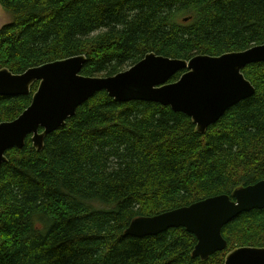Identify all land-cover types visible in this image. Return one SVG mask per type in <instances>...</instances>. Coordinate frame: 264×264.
<instances>
[{
  "label": "trees",
  "instance_id": "1",
  "mask_svg": "<svg viewBox=\"0 0 264 264\" xmlns=\"http://www.w3.org/2000/svg\"><path fill=\"white\" fill-rule=\"evenodd\" d=\"M0 70L84 56L82 76L111 77L148 54L189 61L264 44V0H0ZM185 71L175 74L177 82ZM255 94L204 134L184 113L154 102H117L106 91L65 126L6 152L0 170V264H225L264 248V209L223 228L227 248L193 257L195 235L172 228L127 236L142 217L188 207L264 180V63L243 70ZM0 97V123L29 108ZM40 132H43L41 130Z\"/></svg>",
  "mask_w": 264,
  "mask_h": 264
},
{
  "label": "water",
  "instance_id": "2",
  "mask_svg": "<svg viewBox=\"0 0 264 264\" xmlns=\"http://www.w3.org/2000/svg\"><path fill=\"white\" fill-rule=\"evenodd\" d=\"M85 62L84 56H77L22 74L0 70V97L29 95L32 85L39 83L29 108L16 120L0 123V170L7 151L22 149L29 136L34 147L42 151L47 135L63 128L79 107L103 91L117 102L146 101L170 107L192 118L198 132L204 134L230 108L255 94L243 70L264 63V44L220 57L200 55L189 61L148 54L111 77L82 76ZM180 71L185 73L177 82L170 83ZM262 209L264 180L240 187L232 196L209 197L154 217L137 218L125 234L145 238L183 227L197 239L193 257L205 261L227 248L222 233L226 225L243 213ZM225 264H264V248L236 249Z\"/></svg>",
  "mask_w": 264,
  "mask_h": 264
},
{
  "label": "rangeland",
  "instance_id": "3",
  "mask_svg": "<svg viewBox=\"0 0 264 264\" xmlns=\"http://www.w3.org/2000/svg\"><path fill=\"white\" fill-rule=\"evenodd\" d=\"M11 23V16L0 5V29ZM192 119V118H191Z\"/></svg>",
  "mask_w": 264,
  "mask_h": 264
},
{
  "label": "bare ground",
  "instance_id": "4",
  "mask_svg": "<svg viewBox=\"0 0 264 264\" xmlns=\"http://www.w3.org/2000/svg\"><path fill=\"white\" fill-rule=\"evenodd\" d=\"M195 125V124H194ZM131 224V223H130ZM130 226V225H129Z\"/></svg>",
  "mask_w": 264,
  "mask_h": 264
}]
</instances>
